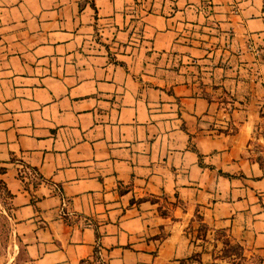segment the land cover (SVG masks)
I'll use <instances>...</instances> for the list:
<instances>
[{
    "label": "crops",
    "instance_id": "obj_1",
    "mask_svg": "<svg viewBox=\"0 0 264 264\" xmlns=\"http://www.w3.org/2000/svg\"><path fill=\"white\" fill-rule=\"evenodd\" d=\"M262 130L264 0H0V264H180L198 218L264 256Z\"/></svg>",
    "mask_w": 264,
    "mask_h": 264
},
{
    "label": "rangeland",
    "instance_id": "obj_2",
    "mask_svg": "<svg viewBox=\"0 0 264 264\" xmlns=\"http://www.w3.org/2000/svg\"><path fill=\"white\" fill-rule=\"evenodd\" d=\"M260 133L263 137L253 138L249 150L252 157L264 166V130ZM10 197L6 183L0 176V257L4 259H9L19 244L13 230ZM189 231L195 244L202 245V250L194 251L192 258H184L180 264H264V256L258 251L226 230L211 226L206 228L199 218Z\"/></svg>",
    "mask_w": 264,
    "mask_h": 264
},
{
    "label": "trees",
    "instance_id": "obj_3",
    "mask_svg": "<svg viewBox=\"0 0 264 264\" xmlns=\"http://www.w3.org/2000/svg\"><path fill=\"white\" fill-rule=\"evenodd\" d=\"M5 170H6V167H5V166H0V175H1L2 173H4ZM7 189H8V188H7ZM8 191H9L10 195L13 194L9 189H8ZM192 256H193V254H192L191 256L187 257L186 259L192 258ZM183 259H184V258H182L181 260H183Z\"/></svg>",
    "mask_w": 264,
    "mask_h": 264
},
{
    "label": "built area",
    "instance_id": "obj_4",
    "mask_svg": "<svg viewBox=\"0 0 264 264\" xmlns=\"http://www.w3.org/2000/svg\"><path fill=\"white\" fill-rule=\"evenodd\" d=\"M233 9L237 12L238 11V8L236 6H233ZM257 53L260 52V50L258 48L255 49Z\"/></svg>",
    "mask_w": 264,
    "mask_h": 264
}]
</instances>
